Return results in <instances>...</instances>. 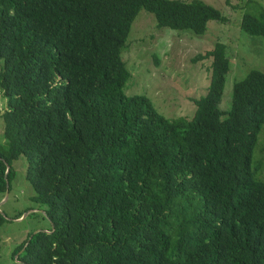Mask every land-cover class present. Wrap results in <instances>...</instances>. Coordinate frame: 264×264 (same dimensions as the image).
I'll return each mask as SVG.
<instances>
[{"label": "trees", "instance_id": "obj_1", "mask_svg": "<svg viewBox=\"0 0 264 264\" xmlns=\"http://www.w3.org/2000/svg\"><path fill=\"white\" fill-rule=\"evenodd\" d=\"M140 9L197 34L226 21L203 0H0V193L24 154L51 222L14 264H264V164L253 154L264 72L237 80L220 110L229 58L216 43L194 57H212L194 114L166 117L124 91L121 50ZM241 10L240 28L264 36L263 7Z\"/></svg>", "mask_w": 264, "mask_h": 264}, {"label": "rangeland", "instance_id": "obj_2", "mask_svg": "<svg viewBox=\"0 0 264 264\" xmlns=\"http://www.w3.org/2000/svg\"><path fill=\"white\" fill-rule=\"evenodd\" d=\"M219 9L226 21L209 20L206 30L197 34L190 29L158 27L151 12L140 9L131 24L121 59L130 76L125 83L127 94L143 93L156 110L166 117H191L198 98L203 96L210 82L209 66L212 57L194 60L211 50L216 43L225 45L229 70L225 75L223 92L218 104L228 110L233 85L250 69L264 72V36L251 35L240 28L242 5L245 0H203ZM264 9V0H252ZM242 4V5H241ZM6 98L0 90V114ZM254 147V158L264 164V125ZM7 146L4 121L0 115V147ZM257 156V157H256ZM14 168L9 189L0 193V211L5 221L0 226V264H14L13 252L32 233L47 231L51 222L44 206L36 203L35 192L26 179V157L19 155L12 161ZM261 173L264 174V168ZM19 214H21L18 217Z\"/></svg>", "mask_w": 264, "mask_h": 264}]
</instances>
